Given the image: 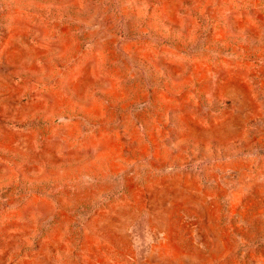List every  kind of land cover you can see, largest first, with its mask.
Returning <instances> with one entry per match:
<instances>
[{"label":"rangeland","instance_id":"374dc122","mask_svg":"<svg viewBox=\"0 0 264 264\" xmlns=\"http://www.w3.org/2000/svg\"><path fill=\"white\" fill-rule=\"evenodd\" d=\"M0 264H264V0H0Z\"/></svg>","mask_w":264,"mask_h":264}]
</instances>
